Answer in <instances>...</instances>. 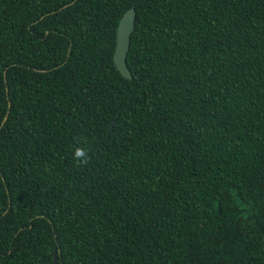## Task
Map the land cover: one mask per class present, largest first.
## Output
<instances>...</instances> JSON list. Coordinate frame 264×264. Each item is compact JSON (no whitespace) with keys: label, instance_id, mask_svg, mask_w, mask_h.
I'll return each mask as SVG.
<instances>
[{"label":"trees","instance_id":"1","mask_svg":"<svg viewBox=\"0 0 264 264\" xmlns=\"http://www.w3.org/2000/svg\"><path fill=\"white\" fill-rule=\"evenodd\" d=\"M0 264H264V0H0Z\"/></svg>","mask_w":264,"mask_h":264},{"label":"water","instance_id":"2","mask_svg":"<svg viewBox=\"0 0 264 264\" xmlns=\"http://www.w3.org/2000/svg\"><path fill=\"white\" fill-rule=\"evenodd\" d=\"M134 22L135 10L134 7H131L121 16L116 29V44L113 53V62L120 75L126 79L132 78V75L126 64V57L129 51L130 36L134 29ZM6 119L7 114L5 115L1 126L4 124ZM111 131L112 125L107 132V136L110 135ZM55 260L56 257L54 256V261Z\"/></svg>","mask_w":264,"mask_h":264},{"label":"clouds","instance_id":"3","mask_svg":"<svg viewBox=\"0 0 264 264\" xmlns=\"http://www.w3.org/2000/svg\"><path fill=\"white\" fill-rule=\"evenodd\" d=\"M72 159L78 166L86 167L90 163L88 152L84 147H75Z\"/></svg>","mask_w":264,"mask_h":264}]
</instances>
